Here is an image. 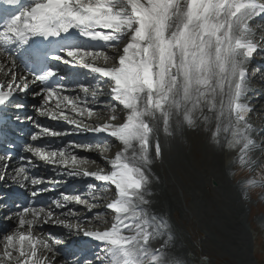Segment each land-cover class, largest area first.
<instances>
[{"label":"snow or ice","instance_id":"obj_1","mask_svg":"<svg viewBox=\"0 0 264 264\" xmlns=\"http://www.w3.org/2000/svg\"><path fill=\"white\" fill-rule=\"evenodd\" d=\"M0 8V55L7 57L0 71L11 77L0 85V112L10 105L18 112L24 109L18 97L30 84H39L33 95L41 97L36 107L40 116L64 120L77 132L103 133L118 148L110 159L104 153L112 144L101 139L53 149L36 141L67 133L37 125L39 133L22 147L14 174L9 177V164L0 163V181L9 178L29 191V173L37 161L53 166L61 177H91L99 182L88 185L91 203L62 194L52 204L68 209L74 202L91 212L114 189L105 205L112 221L104 230L89 229L83 221L72 222L76 212L71 209L57 214L29 204L16 213V229L0 238V264H56L46 253L55 256L59 249L53 244L63 240L49 243L34 234L48 224L97 242L99 264H188L176 252L167 222L153 208V156H162L161 134L202 128L221 150L237 152L234 162L241 168L257 166L251 154L264 144H257V129L249 122L254 109L248 101V66L254 54H264V37L257 41L253 27L264 24V0H0ZM60 65L85 82L77 79L75 87L62 83L68 74ZM98 109L107 113L106 122L87 124ZM16 119L23 122L19 115ZM77 147L96 148L108 171H76L95 163L69 151ZM12 159L11 152L0 154V161ZM40 183L31 179L33 197L47 190H37ZM241 183L264 187L254 179Z\"/></svg>","mask_w":264,"mask_h":264},{"label":"bare ground","instance_id":"obj_2","mask_svg":"<svg viewBox=\"0 0 264 264\" xmlns=\"http://www.w3.org/2000/svg\"><path fill=\"white\" fill-rule=\"evenodd\" d=\"M1 61L7 62V59L2 57ZM4 77L5 74L0 75L1 80H4ZM255 86H257V81H255ZM263 120L264 114H259L255 122L252 120L249 122L257 128ZM209 135L210 133L202 128L196 130L185 128L177 130L171 137L162 134L159 136L162 156L159 159L153 156L151 165L154 181L153 208L167 222L168 235L172 237L171 242L175 245L176 252L182 255L188 264L211 263L210 261L206 262V259L205 262H201L197 258L198 248L195 249L190 239H193L196 226L194 225L191 233L186 225L183 226L185 213L191 212L193 204L197 206V214L202 220L203 227L209 231L207 236L204 229V234L211 241L209 243L222 244L221 240H225L234 249H238L239 252H235L242 256L241 264H251L248 256V242L250 241L251 245L252 241L248 230L251 202L246 197L251 188L242 187L241 182L253 178L246 176V172L238 174L237 163L234 162L237 152L230 151L226 147L221 150L218 145L210 141ZM254 138L257 144H264V134L261 139L254 134ZM117 151L118 148L115 146V151L109 154L113 157ZM70 152L72 151L70 150ZM83 155L92 157L91 153L87 155L83 153ZM251 155L255 161L264 159V150H257ZM95 158L98 165H104V161L98 157ZM255 168L256 166L248 173L250 175L255 173ZM180 182L192 194V202H190L192 199L190 196L187 198L189 201H186L179 195ZM175 188H178L176 194L173 193ZM242 206H246L248 211ZM259 223L264 227L263 220L260 219ZM7 225L9 227L7 234H10L16 229L17 218L14 217ZM38 233L37 227L34 234L38 235ZM40 237L46 240L42 235ZM206 241L205 239L203 244L199 245L200 248L208 246L205 244ZM49 243L51 242L49 241ZM243 243H246L247 246L245 247ZM156 246L158 245L154 243L153 247ZM202 253L205 254L206 249ZM210 253L211 251L207 252V254ZM48 257L51 260V256Z\"/></svg>","mask_w":264,"mask_h":264},{"label":"rangeland","instance_id":"obj_3","mask_svg":"<svg viewBox=\"0 0 264 264\" xmlns=\"http://www.w3.org/2000/svg\"><path fill=\"white\" fill-rule=\"evenodd\" d=\"M256 109H257V114L264 113L261 104L259 106H257ZM106 118H107V116H106ZM263 124H264V122H263ZM263 124H261L260 126H262ZM259 173L260 174L264 173V166H262L261 169H259ZM259 181L264 182V179L259 180ZM177 190H178V188H175L173 193L176 194ZM178 191H179V195L181 197H183L184 200L187 201L188 200L187 198H190V197L192 198V194L182 184V182H180V184H179V190ZM243 192L245 193V191H243ZM188 196H190V197H188ZM255 196H256V194L253 197L250 196L252 200L249 199L251 202V205H252V209L258 208V209L264 211V206H262L264 204V201L260 199L261 196H264V194H262L261 192L258 191V195L256 197ZM192 200H193V198L190 199V202H192ZM255 200H258V201L256 202ZM248 203H249V201H248ZM98 207H100V205ZM242 207L248 211L246 206H242ZM260 219L264 220V212L263 213H256V212L253 213L251 215L250 221H249L251 223V225L253 226V230L251 232V237L253 239V241H251L252 247L250 249V252H248V256L250 257L251 264H264V228L261 226V224H259ZM71 220L75 221V219H71ZM185 221L186 222L189 221V223H186ZM201 221H202L201 218L197 214V206L195 204H193L191 212L185 213V217L183 219V226L186 225V227L188 229H190V233L193 232L192 228H194V225L196 226V228L194 229L193 239L192 238H190V239L192 240V242H193L192 245L195 247V249H196V247L198 248V250L196 249L198 251L197 252V258L199 260H201V262L210 261L211 263H209V264H238L237 261L240 262L242 259V256L240 255V253L237 254V252H239L238 249H234L225 240H221L220 243H222V244H216L213 242L209 243L210 240L204 234V231L206 229L203 227ZM95 224H96V222H95ZM187 233H188V231H187ZM206 234L208 236L209 231L206 230ZM205 239L207 240L205 242V244H207L208 246L206 248H200L199 245L203 244V241H205ZM243 244L245 247L247 246L246 243H243ZM249 245H250V241L248 242V248H249ZM204 249H206L205 254L202 253V251ZM208 251H211L212 254L211 253L207 254ZM235 251H237V252H235ZM239 256H240V258H239ZM239 264H241V262Z\"/></svg>","mask_w":264,"mask_h":264}]
</instances>
